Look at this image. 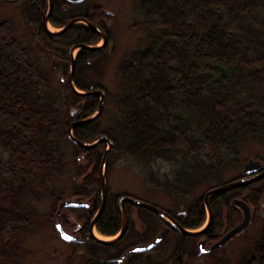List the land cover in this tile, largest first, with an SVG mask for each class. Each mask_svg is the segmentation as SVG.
<instances>
[{
	"label": "trees",
	"instance_id": "obj_1",
	"mask_svg": "<svg viewBox=\"0 0 264 264\" xmlns=\"http://www.w3.org/2000/svg\"><path fill=\"white\" fill-rule=\"evenodd\" d=\"M137 1L145 34L120 64L121 91L111 125L95 131L102 116L74 133L87 143L107 135L114 143L110 157L115 153L129 160L150 186L173 201V208L162 209L174 217L183 212L178 217L182 226L198 229L206 221L204 193L244 177L242 154L247 146L264 148V0ZM53 4L50 22L55 27L74 18L75 13L62 11L57 0ZM18 5L36 30L39 54L60 59V70L68 71L74 45L95 46L101 40L85 25L49 33L40 14L46 0ZM91 13L87 20L110 38L105 10L97 6ZM15 31L10 20L0 21V264L21 255L27 234L42 223L44 215L35 200L54 196L56 208L60 201L76 198L88 202L92 213L99 208L100 167L107 149L102 144L82 150L69 140V124L92 115L97 99L76 95L67 84H61L63 91L54 88L59 84L51 80L42 57L26 48ZM110 58L106 48L80 50L76 86L86 92L102 88L82 76L89 68L100 73L99 67ZM81 101L84 105L74 116L72 108ZM254 159L264 164V153ZM69 165L75 167L70 178L75 189L68 194L61 187L65 193L54 195L53 186ZM228 172L237 176L223 181ZM123 195L109 193L97 222L103 235L120 231L118 199ZM236 198L250 205L253 222H264L263 178L212 199L214 220L205 234L210 242L242 221L241 210L232 203ZM140 211L148 236L154 234L163 222ZM187 243L188 237L179 238L170 258L185 253ZM253 246L243 264H264V225Z\"/></svg>",
	"mask_w": 264,
	"mask_h": 264
},
{
	"label": "rangeland",
	"instance_id": "obj_2",
	"mask_svg": "<svg viewBox=\"0 0 264 264\" xmlns=\"http://www.w3.org/2000/svg\"><path fill=\"white\" fill-rule=\"evenodd\" d=\"M136 1L137 0L88 1V7L91 6L90 10L98 6L102 7L105 10V13L108 14L110 18L108 19L107 26L111 30L112 35L107 43V46L109 47L108 50L111 51L110 60L99 67L101 70L100 73H96V71L89 68L85 70V76H82V80L87 83L92 81L101 83L103 87L100 89H103L107 94L106 112H104L103 117L95 125V131L98 133L105 131L111 125L109 118L113 115L117 99L116 97L121 91V77L119 73L120 64L126 55L137 47V43H139L145 34V28L141 26L142 20L137 15L139 12L138 1ZM45 9L46 10L43 11L44 14L48 11V3ZM79 9L80 8L77 10ZM2 20H10L15 26L16 36L19 38L20 42L30 51H36L39 59L42 57L41 62L48 70H50L51 80L54 83L56 82V84H59V86L57 84L58 87L54 88L61 89V91L65 90V88L61 86L62 83L57 80V75L60 73V75L67 77L69 65L67 72L60 70L62 66L58 71H55L53 69V60L55 59L57 63H60V59L46 58L43 53L39 54L41 51L34 42V35L37 34L36 30L31 26V22H29L25 14H23L19 5L9 4L0 0V21ZM49 29L52 32H58L60 30V28H57L52 24L49 25ZM97 45L102 46L103 41L100 40ZM76 107H74V109H76ZM258 153H264V148L256 145L247 146L243 152L244 155L242 154L244 157L242 159V166L247 159L250 157L255 158ZM71 159L73 158L70 155V160ZM109 164L111 167H109ZM109 164L107 176L110 193L114 195L122 193L161 208H173V201L164 192L150 186L129 160H126L123 157H117L114 153L109 159ZM74 170L75 167L73 168V166L69 165L65 175H63L53 186L54 195L65 193V191L61 192V190H59L61 187H65L68 194L75 189V185H73V182L70 179ZM234 176H237V172H228L222 176L223 181L233 178ZM195 196L200 195L195 194L194 197ZM53 197L46 196L35 200V207L38 209L40 215H44L42 223L37 226L35 231L27 234L22 243L25 251L18 257H12L9 264H84V261L80 259L82 253H80L81 250L79 247H76L75 251L74 245H64L56 234L54 225L56 218L54 217V214H52L54 209ZM194 197H192V200ZM132 209L130 208V212L132 216H134L131 227L132 231L136 230L142 234V229H144L143 224L138 222L137 212L135 209ZM263 225L264 222L252 223L242 235L234 238L227 247L218 250L214 255L198 256L189 264H224L225 262L229 264H243L244 259L253 251V245L255 240L259 238ZM96 234L102 239L111 238L101 235L98 231ZM147 239H149L148 235ZM207 242L208 244H212L215 241L210 242L207 239ZM163 249L164 246L161 247L162 251ZM74 251L77 252L78 255H74ZM189 251L193 252V248L190 247ZM171 253L172 249H170L167 256H171ZM69 257L71 258L69 259Z\"/></svg>",
	"mask_w": 264,
	"mask_h": 264
},
{
	"label": "water",
	"instance_id": "obj_3",
	"mask_svg": "<svg viewBox=\"0 0 264 264\" xmlns=\"http://www.w3.org/2000/svg\"><path fill=\"white\" fill-rule=\"evenodd\" d=\"M70 1L75 2L74 0H70ZM83 1L84 0H78V2H83ZM52 8H53L52 0H49V11H48L47 15H45L43 18V25L49 33L61 34V33L68 31L75 24L83 22L86 25H88L89 27H91L94 31H96L101 36L102 41L104 43L103 46L107 45L108 36L106 35V33L85 19H78L77 18V19L71 20L64 28H62V30L60 32L50 31L48 26H49V18H50L51 13H52ZM100 48L101 47H95V46H90V45H85V44H80V45L74 46L71 50V53H70L71 54V65H70V70H69V74H68V83H69L70 88L72 89L73 93L80 95V96H87V97L88 96H92V97L96 96V97L101 98L99 107L96 110L94 115H92L86 119L74 122L69 126L68 137L70 138V140L75 145H77L79 148H81L83 150H92V149L102 145L103 143H107V145H108V148H107L106 152L104 153V156H103V159L101 162V168H100V171H101V206H100V210H99L98 214L95 216V218L91 222V231L94 230L96 222H97L98 218L101 216V214H102V212L106 206V203H107V198H108L107 168H108V161H109L110 153L112 152V150L114 148V143L105 135L100 137L99 139H97V141H95L93 143H86V142L80 141L79 139H77L74 136L73 131L76 127L91 123V122L97 120L103 114V111L105 108V103H106V93L103 90L90 91L88 93H82V92L78 91V89L76 88V85H75V71H76L75 52L78 50H81V49H87V50L94 51V50H98ZM54 67L55 68L57 67L56 62H54ZM60 79L63 80V78L61 76H60ZM243 174L246 176V178L236 180V181H233L231 183L222 185L220 187L211 189L210 191H208L205 194L204 205H205V208L207 209V211L209 213V219H208V222H207V225L205 226V228H203L200 231H191V230H188V229L182 227L178 222H176L166 212H164L163 210H161L160 208H158L156 206H153L151 204H148V203L140 201V200L133 199L131 197H122L119 200V204H120L121 212L123 215V225H122V228H121L119 234L112 240H103V239H99V238H96V239L98 242H100L104 245H112V244L117 243L118 241H120L124 237V235L127 232L128 225H129V215H128V211H127V204L139 206L141 208L149 210L150 212L156 214L157 216H159L162 219H168L170 221V223L183 235L196 236V237L201 236L210 228L212 221H213V218H214V211H213V208L211 205L212 198L217 196V195L229 192L233 189H237V188L246 186L248 184H251L253 182H256V181L263 179L264 178V164L259 160L251 159L244 164ZM233 204L235 206H237L238 208H240L241 211L243 212L242 222L238 226H236L235 228H233L232 230L227 232L217 243H215L210 248L206 247V242H204V241L200 242L199 246H198L200 254H208V253L214 252L218 249L225 247L233 238L242 234L247 229V227L250 225V223L252 221L253 214H252V209L247 204V202L244 199H238V200H234ZM87 206H88L87 203L81 202V201L65 200V201L61 202V204L59 206V211L57 213L56 230L58 231V234L62 240L66 241V242H72V241H76L78 238L76 236L68 233L65 230L63 223H62V220H61V212L67 208H82V207H87ZM163 238H164V234L158 236L152 243H150L148 245L135 247V248L129 250L128 252H126L124 257H126L132 253L145 252V251L152 250L163 240Z\"/></svg>",
	"mask_w": 264,
	"mask_h": 264
},
{
	"label": "flooded vegetation",
	"instance_id": "obj_4",
	"mask_svg": "<svg viewBox=\"0 0 264 264\" xmlns=\"http://www.w3.org/2000/svg\"><path fill=\"white\" fill-rule=\"evenodd\" d=\"M2 1L7 2L9 4L33 3V4L37 5L42 0H2ZM48 1L49 0H46L47 3H48ZM74 1L75 2H71L70 0H57V3L60 6V9L62 11L74 12L75 14L73 15L74 16L73 19L78 18V19H86L87 20L86 17L88 15H90V14H91L90 16L94 15L91 12L95 7L92 10H90L91 6L88 7L89 6V2H88L89 0H84L83 2H78V0H74ZM52 3H53V0H52ZM53 8H54V4H53ZM53 8H52V12H53ZM78 8H80V9L77 10ZM40 14H41V19H43V15H44L43 10H40ZM51 16H52V13H51ZM51 16L49 19H51ZM42 23H43V21H42ZM43 27H44V25H43ZM105 48L108 49L109 47L106 46ZM88 63H91V61H88ZM62 64L63 63L60 62L59 66L61 67ZM63 77L65 78L63 80V83L68 85L67 78L65 76H63ZM95 98L97 99L96 101H98L96 103L97 107H98L100 101H99L98 97H95ZM72 110H73V115L75 116L79 112L80 109H78V111H77V109H72ZM77 120H79V119H76L73 122H76ZM73 122H71V123H73ZM78 128H79V126H78ZM125 196H128V195H125ZM132 198L136 199L134 197H132ZM119 199H120V197H119ZM119 199H118V205H119V210L121 212ZM137 200H139V199H137ZM60 203H61V201L58 203L57 207L53 209L52 214H54L55 218H57V213L59 211ZM130 208L131 209L133 208L136 210L137 216H138L137 220L139 223L143 224L144 229H142L143 230L142 234H140L136 230L132 231L131 227H132V220H133L134 216H132V214L130 212ZM140 208L141 207H139V206L127 204V211H128V215H129V225H128L127 232L119 242L112 244V245H104V244L97 241L96 238L98 236H97L96 232L98 231L100 234H102L99 231V228L97 225L98 220L96 222L94 230L91 231V222L93 221L95 216L98 214V212L100 210V206L94 213H92L93 207L90 204H88L87 207H82V208H67L61 212V220H62V223H63L65 230L68 233L76 236L78 238L76 241L66 242L60 238V236L56 230L57 220H56V222H54L55 231H56V234H57L59 240L61 241V243H63L66 246L74 245L75 251H76V247H79V249L81 250L80 253H82L81 256L80 255L79 256H80V259L82 261H84L83 262L84 264H151V263H153V264H189L190 262H193V260L196 257L199 256L198 243L200 241L207 242V237L205 236V234L208 230L202 236H199V237L184 236L169 221L164 220V219L160 218L159 216H157L156 214L151 212L157 218H159L163 222V224L158 228V230L154 231L155 232L154 234L149 233V239H147V235H148L147 234L148 230L146 228L147 223L144 220H142L141 216L143 215V212L140 211ZM141 209H144V208H141ZM103 212H104V210H103ZM177 213H178L177 216H175V217L171 216V217L182 226L178 217L181 218L184 213L183 212H180V213L177 212ZM121 215H122V212H121ZM122 224H123V215H122ZM162 234H164L163 240L159 243L158 246H156L152 250L145 251V252L132 253V254H129L128 256L124 257L125 253L128 252L129 250H131L132 248L137 247V246L146 245V244L154 241L158 236H160ZM223 234H225V233H222V235ZM182 237H188V243H187V248H186L187 251H185V253L179 254L176 258L171 259L170 258L171 256H169V257L167 256L168 250H170V248H173V249L177 248L178 240H179V238H182ZM207 245H209V244H207ZM162 246H164L163 251L161 250ZM190 247L193 248V252H196V257H194L192 251H189ZM75 251L73 252L74 255H78V253ZM181 251H182V248H181ZM213 253H215V252H213ZM213 253H210V255ZM70 258L71 257H69V259Z\"/></svg>",
	"mask_w": 264,
	"mask_h": 264
}]
</instances>
